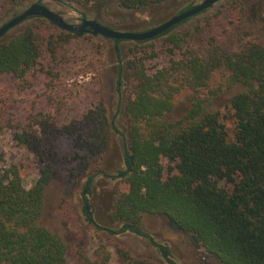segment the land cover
Instances as JSON below:
<instances>
[{"label":"trees","instance_id":"1","mask_svg":"<svg viewBox=\"0 0 264 264\" xmlns=\"http://www.w3.org/2000/svg\"><path fill=\"white\" fill-rule=\"evenodd\" d=\"M24 1L29 0H7L14 7ZM73 1L86 10L99 4L102 12L113 2ZM114 1L122 10L144 14L174 0ZM33 3L43 4V0ZM258 3V15L251 13L254 4L236 1L220 14L209 16L206 25L196 31L199 42H194L195 33L178 28L210 9L159 36L181 59L153 75L130 51L134 56L129 61L132 84L122 95L125 100L116 115L127 118L126 134L116 125V117L110 120L105 108L91 109L81 119L61 125L55 116L58 111L32 112L16 128V144L31 150L39 160L58 156L63 162L75 163L69 177L84 183L80 214L96 233L148 239L164 264H178L171 249L145 231L144 215L152 214L170 219L221 264H264V39L258 40L246 27L249 22L253 28H264V0ZM194 6L187 4L177 14ZM102 12L92 20L114 30L133 31L126 25L104 23ZM81 14L83 20L88 18L86 11ZM224 14L229 15L228 25L219 28L216 22ZM28 21L32 23L24 30L0 41V77L24 80L32 71H39L57 78L61 52L80 37L39 17ZM120 42L115 49L118 57ZM219 69L229 73L233 85L244 88L231 100L232 134L219 113L209 112L200 102L183 119L168 120L176 95L185 88L197 91L207 86ZM119 70L120 94L122 66ZM53 133L70 142L66 152H58ZM113 135H120L123 142L122 167L110 173L102 167V160L111 153ZM51 174L48 167L27 189L17 166L0 165V264H109L107 249H97L93 256L77 249L70 262L64 239L42 225ZM100 179L122 185L109 214L110 226L99 222L93 202ZM117 255L120 264L163 263L137 257L128 249H117Z\"/></svg>","mask_w":264,"mask_h":264},{"label":"rangeland","instance_id":"2","mask_svg":"<svg viewBox=\"0 0 264 264\" xmlns=\"http://www.w3.org/2000/svg\"><path fill=\"white\" fill-rule=\"evenodd\" d=\"M36 0L24 1L20 6H12L7 0H0V26L19 14ZM242 1L254 4L251 13L258 15V2L260 0H223L202 14L194 21L180 26L178 30H190L195 33L194 42L200 37L196 31L198 27L206 25L209 16L219 12L230 3ZM203 0H174L164 6L152 9L147 13L129 12L119 8L116 1L102 12L99 4H92L87 8L78 5L73 0H43L52 11L60 14L68 23L78 25L83 21L82 11L88 13V20H92L100 10L103 13V22L106 24L118 23L127 26L132 32L150 30L175 16L187 4L198 5ZM255 18V17H253ZM86 20V19H84ZM229 15L224 14L216 26H227ZM32 21H27L13 29L4 39H10L21 30H24ZM246 26L258 39H264V28H253L247 22ZM221 32V29H220ZM254 37V38H255ZM223 39V38H222ZM121 41L120 57L116 54V42L100 36L87 34L79 39L72 40L61 52V63L56 67L54 78L45 72L32 71L24 80H15L11 75L0 77V165L9 167L11 164L20 170L23 183L30 189L38 180L41 172L51 167L50 183L45 192L44 211L41 219L43 226L60 235L70 249L69 261L77 249H82L90 256L97 249H107L111 255L109 264H120L117 249H128L132 255L140 258L153 259L159 262L164 260L148 239L132 234L103 237L96 233L81 216L80 193L83 180H70L69 170L75 167L73 162H63L58 156H48L44 161L39 160L35 154L20 147L14 141L16 128L23 125L32 112H46L55 114L58 125L72 120L81 119L91 109L105 108L110 120L118 114L132 84L129 61L141 60L149 75L169 67L173 60L181 59L177 52L171 53L170 47L164 38L143 42ZM122 66L124 85L118 93V72ZM50 85L54 87L51 90ZM244 91L240 85H233L230 75L224 69L215 71L208 80L207 86L199 90L185 88L174 99V109L168 115V120L183 119L195 103L202 105L209 112H217L221 121L232 134L234 124L232 119L231 100L236 94ZM125 94L124 96H122ZM52 96V99L50 96ZM127 118L118 116L115 123L120 131L126 134ZM37 130V129H36ZM53 141L59 153H64L70 142L58 133L52 134ZM122 139L113 135L111 153L102 160L103 168L114 173L122 167ZM163 165L167 168L168 161L164 159ZM120 181L100 179L96 185L93 202L98 220L104 226H110L109 214L117 192L121 189ZM145 231L160 244L167 245L172 252L173 259L178 264H221L215 256L207 254L191 236L176 228L170 219L162 216L145 214L143 218ZM163 260V261H162ZM164 264V262L162 263Z\"/></svg>","mask_w":264,"mask_h":264},{"label":"water","instance_id":"3","mask_svg":"<svg viewBox=\"0 0 264 264\" xmlns=\"http://www.w3.org/2000/svg\"><path fill=\"white\" fill-rule=\"evenodd\" d=\"M223 0H203L193 8L177 14L160 25L143 32H124L111 29L95 20H83L81 24L74 25L68 23L60 14L52 11L44 4L33 3L25 10L16 16L10 18L0 26V41L3 40L9 32L27 22L31 18L39 17L47 20L58 29L67 33H72L78 37L87 34L93 36H100L107 40L118 41H132V42H146L151 41L163 35L170 29L180 25L181 23L194 18L204 11L213 8L216 4Z\"/></svg>","mask_w":264,"mask_h":264}]
</instances>
